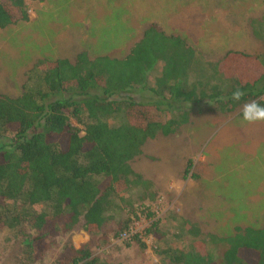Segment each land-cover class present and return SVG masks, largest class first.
<instances>
[{"label": "trees", "instance_id": "16d2710c", "mask_svg": "<svg viewBox=\"0 0 264 264\" xmlns=\"http://www.w3.org/2000/svg\"><path fill=\"white\" fill-rule=\"evenodd\" d=\"M27 20L26 0H0V30ZM262 38L264 42V33ZM242 54L227 51L205 64L178 36L148 24L121 59H90L80 52L72 62L44 61L37 87L15 97L0 95V231L10 230L17 237L18 263L40 261L51 240L76 228L88 236L99 234L117 203L144 187L130 167L143 144L157 135H172L185 124L186 105L205 98L225 112L250 101L264 105V49L260 55ZM157 64L159 76L146 88ZM209 72L226 87L212 85L205 93ZM191 74L195 80L189 83ZM134 88L146 90L149 99H117ZM237 88L245 95L233 101L231 93ZM111 119L119 121L111 124ZM188 170L186 165L184 173ZM145 192L141 200H153V193ZM130 225L128 219L121 221L114 235L129 232ZM186 227L193 239L157 251L160 264H264V222L259 228L234 227L226 237L208 235L206 241L195 225ZM131 241L139 242L131 236L124 246ZM207 242L222 248L219 263ZM60 258L55 264H117L94 257L86 244L63 245Z\"/></svg>", "mask_w": 264, "mask_h": 264}, {"label": "rangeland", "instance_id": "374dc122", "mask_svg": "<svg viewBox=\"0 0 264 264\" xmlns=\"http://www.w3.org/2000/svg\"><path fill=\"white\" fill-rule=\"evenodd\" d=\"M26 4L28 20L0 30V95L8 97L37 87L44 61L72 62L80 52L90 59L123 58L148 24L178 36L205 64L220 60L227 51L260 55L264 49V0H26ZM159 73L157 64L147 76L146 88L153 87ZM206 76L210 79L205 93L212 85L218 90L226 87L217 75ZM193 80L191 74L188 82ZM149 97L146 90L134 88L117 99L142 102ZM186 106L187 122L172 135L147 140L131 162L132 171L145 182L143 189H133L124 203H117L99 234L88 236L76 228L58 236L35 264H55L66 244L74 248L86 244L105 262L160 264L157 251L182 247L193 239L184 230L187 225H195L205 241L208 235L226 237L234 227L262 226L264 122L243 123V105L225 112L205 98ZM147 190L153 200L142 201ZM126 219L131 221L130 237L139 241L127 247L114 235L117 224ZM152 224L156 227L146 234ZM207 246L219 263L222 248L208 242ZM20 253L13 232L1 230L0 264H19Z\"/></svg>", "mask_w": 264, "mask_h": 264}, {"label": "clouds", "instance_id": "9594fccd", "mask_svg": "<svg viewBox=\"0 0 264 264\" xmlns=\"http://www.w3.org/2000/svg\"><path fill=\"white\" fill-rule=\"evenodd\" d=\"M245 95L244 91L237 88L231 93V99L233 101H240ZM220 100H224L225 97H219ZM241 120L246 124H254L257 122H264V105H261L257 101H250L242 106Z\"/></svg>", "mask_w": 264, "mask_h": 264}, {"label": "built area", "instance_id": "2783aa9c", "mask_svg": "<svg viewBox=\"0 0 264 264\" xmlns=\"http://www.w3.org/2000/svg\"><path fill=\"white\" fill-rule=\"evenodd\" d=\"M130 237V231L129 232H124V233H121L120 235H119V238L121 239V240H127L128 238Z\"/></svg>", "mask_w": 264, "mask_h": 264}]
</instances>
